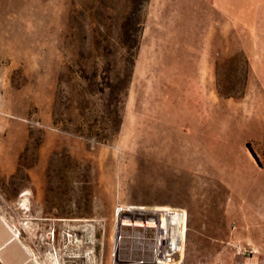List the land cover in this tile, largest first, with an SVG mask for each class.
<instances>
[{"label":"rangeland","instance_id":"1","mask_svg":"<svg viewBox=\"0 0 264 264\" xmlns=\"http://www.w3.org/2000/svg\"><path fill=\"white\" fill-rule=\"evenodd\" d=\"M123 3L0 0V204L41 264H117L125 207L185 212L167 264H264V0H146L136 47Z\"/></svg>","mask_w":264,"mask_h":264},{"label":"bare ground","instance_id":"2","mask_svg":"<svg viewBox=\"0 0 264 264\" xmlns=\"http://www.w3.org/2000/svg\"><path fill=\"white\" fill-rule=\"evenodd\" d=\"M181 223L170 210L120 209L115 226L117 264H166L184 238Z\"/></svg>","mask_w":264,"mask_h":264},{"label":"crops","instance_id":"3","mask_svg":"<svg viewBox=\"0 0 264 264\" xmlns=\"http://www.w3.org/2000/svg\"><path fill=\"white\" fill-rule=\"evenodd\" d=\"M25 191V189L18 190L11 200L12 206H15H13L14 210L23 201ZM18 221L25 219L18 218L15 212L13 214L7 212L0 204V264H41L35 259L27 238L23 236L25 227L21 226L18 230Z\"/></svg>","mask_w":264,"mask_h":264},{"label":"trees","instance_id":"4","mask_svg":"<svg viewBox=\"0 0 264 264\" xmlns=\"http://www.w3.org/2000/svg\"><path fill=\"white\" fill-rule=\"evenodd\" d=\"M145 1L146 0H124V10L121 13V23L116 30V39L121 45L129 47L137 46L138 27L140 23L135 21V18H138L136 10L139 9V6ZM230 61L232 62V60ZM219 67L220 65L216 66L217 76H219ZM223 90H225L224 86L218 85V93L221 96H232V93H224Z\"/></svg>","mask_w":264,"mask_h":264},{"label":"built area","instance_id":"5","mask_svg":"<svg viewBox=\"0 0 264 264\" xmlns=\"http://www.w3.org/2000/svg\"><path fill=\"white\" fill-rule=\"evenodd\" d=\"M171 212H173L174 214H176V215H178L179 217H181L182 218V223L180 224V227H179V230L181 229V227L184 225L185 226V223H186V214H185V212L184 211H182V210H170ZM182 225V226H181ZM17 233V232H16ZM17 235H18V233H17ZM175 252V251H174ZM173 252V253H174ZM173 253H172V255H173ZM172 255L170 256V258L172 257ZM170 258H169V260H170ZM168 260V261H169ZM167 261V262H168ZM154 264H157V263H154ZM167 264V263H166Z\"/></svg>","mask_w":264,"mask_h":264}]
</instances>
